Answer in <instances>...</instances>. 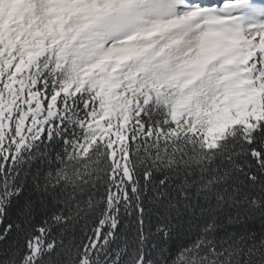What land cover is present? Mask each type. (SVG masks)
Listing matches in <instances>:
<instances>
[{
  "label": "snow or ice",
  "instance_id": "6c2138e0",
  "mask_svg": "<svg viewBox=\"0 0 264 264\" xmlns=\"http://www.w3.org/2000/svg\"><path fill=\"white\" fill-rule=\"evenodd\" d=\"M0 264H264V0H0Z\"/></svg>",
  "mask_w": 264,
  "mask_h": 264
}]
</instances>
